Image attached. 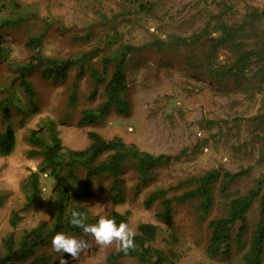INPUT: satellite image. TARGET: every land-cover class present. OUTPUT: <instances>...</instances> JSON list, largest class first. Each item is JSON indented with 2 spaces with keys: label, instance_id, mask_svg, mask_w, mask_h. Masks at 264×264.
<instances>
[{
  "label": "rangeland",
  "instance_id": "374dc122",
  "mask_svg": "<svg viewBox=\"0 0 264 264\" xmlns=\"http://www.w3.org/2000/svg\"><path fill=\"white\" fill-rule=\"evenodd\" d=\"M139 5L149 11L142 12ZM249 6L264 10V0H0V23L9 22L0 29V90L9 86L17 76L16 68L26 65L37 51L28 48L31 40H37L42 55L56 60H73L80 54L100 51L79 80H75V66L64 81L41 78L36 69L29 72L27 80L34 92L31 104L17 83L10 90L18 97L21 110L11 108L14 151L8 157H0V196L4 197L0 208V255L2 240L11 231L17 238L23 231L49 220L53 205L50 192L55 180L47 171L39 177L40 187L46 189L44 200L38 196L26 211L21 209L26 204L22 183L30 172L37 171L40 163L39 159L28 157V151L34 149L27 145L26 137L28 131L50 120L65 150L85 149L89 145L86 134L94 132L107 141L118 137L140 151L174 158L169 166L153 170L152 180L145 184L137 178L132 163L127 162L116 180L120 198L115 200L109 192L113 178L105 175L93 180L90 197H72L71 207L81 208L90 218L98 219L112 212H128L127 224L135 233L139 224L154 225L157 234L149 246L162 254L164 261L160 264H243L242 255L258 220L259 198L246 215L244 249L237 251L232 243L227 259L207 256L206 223L224 216L227 198L245 194L264 173V124L255 118L264 100V81L250 80L242 86L216 85L191 73L183 64L181 51L143 50L125 58L127 116L112 108L93 126L79 127L77 122L83 110L96 109L104 100L103 87L94 84L90 69L101 71L102 59L119 45L141 46L151 35L166 40L187 39L199 33L209 15L225 12L228 23H238ZM111 38L118 43L108 45ZM224 56L220 53L219 59ZM110 73L107 68V76ZM94 90L96 94L90 99ZM1 121L0 111V133L4 130ZM213 169L247 172L229 186L225 196L218 191L220 184H215L214 205L204 221L195 210L196 201L173 205L170 230L156 216L158 203L149 208L144 206L149 193L167 190ZM75 173L79 178L84 175L82 170ZM191 187L173 188L166 197L179 196ZM76 189L73 187L72 191ZM14 213L20 220L13 229L9 220ZM63 233L88 242V249L79 260L63 254L68 264H108L107 256L118 251L115 243L101 248L91 236ZM39 255L49 257V264H59L61 253L55 252L50 244L36 251V256ZM117 264L140 263L136 258H128Z\"/></svg>",
  "mask_w": 264,
  "mask_h": 264
},
{
  "label": "trees",
  "instance_id": "16d2710c",
  "mask_svg": "<svg viewBox=\"0 0 264 264\" xmlns=\"http://www.w3.org/2000/svg\"><path fill=\"white\" fill-rule=\"evenodd\" d=\"M142 12L149 9L139 5ZM225 12L217 15H209L203 28L187 39L171 37L168 40L151 35L150 39L141 46L121 44L109 56L102 59V70L90 69V78L96 86H102L103 102L96 109L83 110L78 120L79 127L93 126L103 119L112 108L119 115L128 114L129 103L125 99L127 91L126 82V56L138 54L143 50H155L163 52L166 49L181 51L184 55L183 64L191 73L205 77L216 85L242 86L250 80L256 83L264 81V10L255 7H247V12L238 23H228ZM8 21L0 23V29L5 27ZM117 40L111 38L108 45L116 44ZM118 43V42H117ZM28 48L37 50L30 57L26 65L18 66L15 70L17 76L9 86L0 90V111L4 130L0 133V157H8L15 148V135L10 126L11 108L20 111V101L11 92V88L17 83L23 91L28 103H32L34 92L31 83L27 80V74L36 69L41 78L53 81H64L71 67H76L75 80L84 76V69L89 62L100 53L92 50L76 56L73 60H56L42 55L38 51L37 40L27 43ZM224 53L223 59H219L220 53ZM107 68L111 73L107 76ZM96 90L89 95L93 99ZM70 102L73 104V96ZM261 112L255 118L264 124V100ZM46 135V136H45ZM89 145L83 150L63 149L61 141L55 130L54 122L46 120L35 130L28 131L26 142L34 150L27 155L32 159H39L40 163L36 172H30L22 183V191L25 194L26 204L21 209L26 211L33 199L40 195L39 177L48 172L49 177L54 178L55 184L51 189L53 198L52 209L48 221L41 222L37 226L25 230L15 238L14 231L2 240L3 254L0 255V264H49V257L36 256V251L47 248L51 244L53 236L58 232H77L82 230L73 227L70 223L71 212L81 211V208L71 207V198H88L91 195V185L94 179L102 176L113 178V184L109 192L115 200L121 197L117 184V177L124 164L131 162L142 184L153 178V170L169 166L173 157L168 155H153L140 151L133 144H126L121 138L115 137L105 140L94 132L86 134ZM82 170L84 175L79 178L75 171ZM247 170L230 173L220 169H213L201 176L190 177L175 187L167 190H155L147 195L143 204L146 208L158 203L157 218L170 230L173 227V205H181L186 202L196 201L195 210L200 220L204 221L214 205L213 188L219 183L218 191L226 194L229 186L237 179L243 177ZM192 186L183 191L179 196L167 198V194L173 188ZM73 187H77L72 191ZM259 198L258 220L250 238L248 248L242 255L243 264H261L264 254V173L258 178L255 186L245 194L227 198V211L222 217L212 219L206 223L208 229V242L206 254L212 259H227L230 256L232 243L237 251H242L245 246L244 236L247 234L248 225L246 215L255 200ZM4 197L0 196V208ZM87 215V214H86ZM128 212L119 214L112 212L108 218L114 219L119 225L127 223ZM20 217L12 214L9 223L14 229ZM98 218H90L87 215V223L95 224ZM234 230L236 231L235 234ZM157 234V228L152 224H139L135 235V248L125 254L123 251H114L107 256L108 264H117L118 261L128 258H136L140 264H160L164 258L160 252L154 251L149 244L153 242ZM155 258V259H153ZM31 259V260H30Z\"/></svg>",
  "mask_w": 264,
  "mask_h": 264
},
{
  "label": "clouds",
  "instance_id": "9594fccd",
  "mask_svg": "<svg viewBox=\"0 0 264 264\" xmlns=\"http://www.w3.org/2000/svg\"><path fill=\"white\" fill-rule=\"evenodd\" d=\"M87 215L81 211L73 210L69 223L82 230L85 236L94 238L97 245L106 248L113 243L116 244L118 251L125 254L135 248L136 233L131 230L127 223L121 222L117 225L114 219L101 215L95 224H88ZM52 249L61 253L59 264H68L63 259V254H68L73 260H79L81 253L88 249V242L84 239H78L75 236L66 235L65 233H56L51 240Z\"/></svg>",
  "mask_w": 264,
  "mask_h": 264
},
{
  "label": "built area",
  "instance_id": "2783aa9c",
  "mask_svg": "<svg viewBox=\"0 0 264 264\" xmlns=\"http://www.w3.org/2000/svg\"><path fill=\"white\" fill-rule=\"evenodd\" d=\"M43 177H46V174H43ZM45 192H46V189L44 187H40V195H39L40 200H44V198H45L44 193Z\"/></svg>",
  "mask_w": 264,
  "mask_h": 264
}]
</instances>
